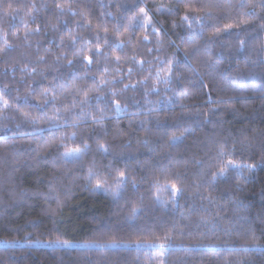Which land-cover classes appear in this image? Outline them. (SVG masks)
I'll return each instance as SVG.
<instances>
[{"label":"trees","instance_id":"1","mask_svg":"<svg viewBox=\"0 0 264 264\" xmlns=\"http://www.w3.org/2000/svg\"><path fill=\"white\" fill-rule=\"evenodd\" d=\"M261 4L0 0V264H264ZM186 14L203 17L192 40ZM85 144L81 163L61 160ZM222 146L254 169L214 181ZM90 167L113 192L120 171L128 183L94 192ZM173 183L175 204L158 191Z\"/></svg>","mask_w":264,"mask_h":264},{"label":"snow or ice","instance_id":"2","mask_svg":"<svg viewBox=\"0 0 264 264\" xmlns=\"http://www.w3.org/2000/svg\"><path fill=\"white\" fill-rule=\"evenodd\" d=\"M228 6L229 7L231 6L230 3ZM240 6L243 8V7H245V4L242 3ZM57 7H59V5H57ZM206 7L216 8V7H220V5L219 4H209V5H206ZM260 7H264V4H261ZM8 8L10 9L11 12L17 11L11 5H8ZM140 13H141V19L137 22L135 17H134L132 22H135L136 27L143 28L146 30L150 26V23H151L150 18L148 17L147 12L143 8L140 9ZM132 22H130V25ZM241 22L242 23H248L247 20H243ZM182 23L186 24L190 30L189 37H188L189 40L194 39L195 33L193 30V25H200L201 34L203 32V17L190 16V15L186 14L182 17ZM233 26L234 25L232 23L226 24L225 30L231 29ZM25 27H27V24H25ZM153 31H155L154 28H153ZM218 32H219V29L217 30V33H215V34H218ZM13 34L15 35V33H13ZM25 38H27V37H25ZM97 39H99V38H97ZM147 41H148V36L145 35L144 36V42H147ZM105 42L107 43V40H105ZM5 43H7V41H5ZM75 43H76V41H73V46H75ZM241 43L243 45V42H241ZM114 47L122 49V45H119V44L115 45ZM78 51H82V49L78 50ZM88 51H91V49L89 48ZM75 54H77V53L74 52V55ZM94 55L97 58H99V57H105L106 58V54L101 52V49L99 46L96 47ZM83 59L87 61V64L89 66L93 63V56L85 55L83 57ZM119 59H120V57H116L117 61H119ZM71 63H72V61H69V64H71ZM140 63L142 66L143 61H141ZM162 63H165V62H162ZM166 63L169 66L167 71L170 74L173 71V64L175 63V58H173L172 60L166 61ZM104 71H107V69L105 68ZM129 73H131V69H129ZM157 77L159 78V73H157ZM75 79H76V77L73 76V80H75ZM164 82L168 83L169 80H165ZM62 87H63V85H62ZM124 87L127 89L129 87H134V86L125 85ZM153 90L155 91V89H153ZM0 95H2V93H0ZM53 99H55V97H53ZM86 102L87 101H85V103ZM115 111L116 112L121 111L120 106L118 104L116 105ZM78 118L79 117H77V119ZM68 139L71 140L72 142H75V135H73L72 137H69ZM181 139L182 138H174V140L172 142L173 145H175L176 142L178 140H181ZM65 147H67V146L65 145ZM98 150L103 151V152H107V149L104 148L103 146H100V148ZM88 151H89V146L87 144H85L83 148H79V147L70 148V149H67L66 151L63 152V154L61 156V160L65 164H68V163L78 164V163L82 162L83 157L87 154ZM218 162H219V171L215 174L214 181L224 179L230 171L242 173L245 169H247L249 171H252L254 169L253 165H241L240 163H237L231 157V153H227L223 150V146L218 153ZM110 178H111V173H109L107 177L102 178L99 176L98 173L94 172L91 167L88 169V173L86 176V180L88 181L89 185L92 184L93 182L95 183V187L93 189L94 192L104 191L105 193H112L114 196H119L120 190H122L123 187L127 185L128 178L125 176V173L123 171H120L118 173V176L115 180V189H116L115 192H113L112 187L108 185V179H110ZM158 191H167L169 193V195L172 197V202L174 204L178 202V197L182 193V189L178 188L175 183L171 184L170 186L166 185L163 189H158ZM159 200H160V197L157 196V201H159ZM17 243H19V241H3V244L6 247H12ZM38 243H39V241H38ZM52 243L55 245H60V246H64V247H71L72 246L71 242H69L67 240L60 239L59 237L55 241H53ZM115 246H116L115 243L105 245V244L95 243V242L85 243L83 245V247H85V248L96 247V248L101 249L102 251L107 247H115ZM159 247L164 248L165 245L161 244V245H159Z\"/></svg>","mask_w":264,"mask_h":264}]
</instances>
